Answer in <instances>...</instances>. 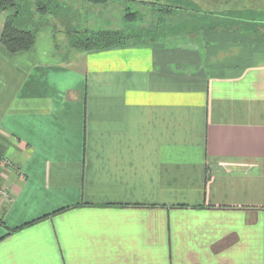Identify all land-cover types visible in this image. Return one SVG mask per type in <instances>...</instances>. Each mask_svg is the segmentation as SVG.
Masks as SVG:
<instances>
[{"label": "crops", "instance_id": "0c3cea01", "mask_svg": "<svg viewBox=\"0 0 264 264\" xmlns=\"http://www.w3.org/2000/svg\"><path fill=\"white\" fill-rule=\"evenodd\" d=\"M183 38L0 44V264H264V22Z\"/></svg>", "mask_w": 264, "mask_h": 264}, {"label": "rangeland", "instance_id": "374dc122", "mask_svg": "<svg viewBox=\"0 0 264 264\" xmlns=\"http://www.w3.org/2000/svg\"><path fill=\"white\" fill-rule=\"evenodd\" d=\"M239 1L18 0L20 10L14 22L18 27L51 35L57 52L75 50L70 47L67 34L72 31L81 34L125 30L145 35V42L154 37L153 43H166L172 39L180 43L183 37L191 39L201 30H214L220 25L264 22V0H252L253 4L248 7ZM244 7L249 12L239 11ZM126 15L133 19L125 21Z\"/></svg>", "mask_w": 264, "mask_h": 264}, {"label": "trees", "instance_id": "16d2710c", "mask_svg": "<svg viewBox=\"0 0 264 264\" xmlns=\"http://www.w3.org/2000/svg\"><path fill=\"white\" fill-rule=\"evenodd\" d=\"M19 10L18 0H0V13L5 14L0 31V44L10 54L30 50L36 39L35 30L18 27L15 24L14 19L19 13ZM131 19L133 18L129 15L124 16L125 21ZM76 32L72 31L67 33L70 47L85 52L126 46L145 40V35L125 30H97L91 33L83 32L81 34H77ZM153 38H149L148 41L151 42Z\"/></svg>", "mask_w": 264, "mask_h": 264}]
</instances>
